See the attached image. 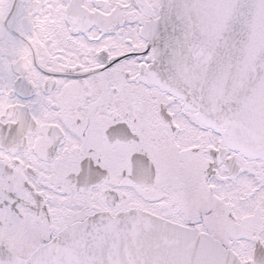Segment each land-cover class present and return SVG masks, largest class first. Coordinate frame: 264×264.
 Segmentation results:
<instances>
[{
  "label": "snow or ice",
  "instance_id": "1",
  "mask_svg": "<svg viewBox=\"0 0 264 264\" xmlns=\"http://www.w3.org/2000/svg\"><path fill=\"white\" fill-rule=\"evenodd\" d=\"M0 264H264V0H0Z\"/></svg>",
  "mask_w": 264,
  "mask_h": 264
}]
</instances>
